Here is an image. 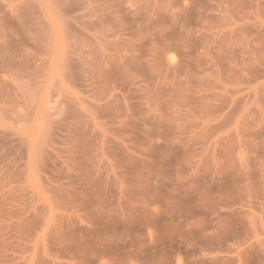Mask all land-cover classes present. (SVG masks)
<instances>
[{"label": "rangeland", "instance_id": "1", "mask_svg": "<svg viewBox=\"0 0 264 264\" xmlns=\"http://www.w3.org/2000/svg\"><path fill=\"white\" fill-rule=\"evenodd\" d=\"M0 264H264V0H0Z\"/></svg>", "mask_w": 264, "mask_h": 264}]
</instances>
